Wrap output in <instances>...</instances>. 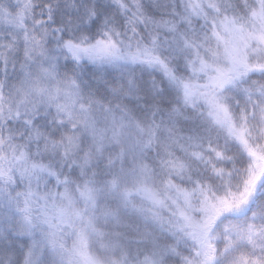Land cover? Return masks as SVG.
Returning <instances> with one entry per match:
<instances>
[{
    "label": "snow or ice",
    "instance_id": "6c2138e0",
    "mask_svg": "<svg viewBox=\"0 0 264 264\" xmlns=\"http://www.w3.org/2000/svg\"><path fill=\"white\" fill-rule=\"evenodd\" d=\"M0 264H264V0H0Z\"/></svg>",
    "mask_w": 264,
    "mask_h": 264
}]
</instances>
